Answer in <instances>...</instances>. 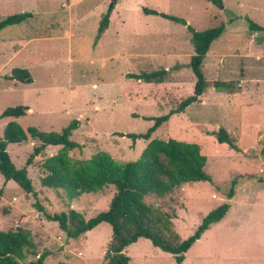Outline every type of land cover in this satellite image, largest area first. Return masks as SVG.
I'll use <instances>...</instances> for the list:
<instances>
[{
  "label": "rangeland",
  "instance_id": "374dc122",
  "mask_svg": "<svg viewBox=\"0 0 264 264\" xmlns=\"http://www.w3.org/2000/svg\"><path fill=\"white\" fill-rule=\"evenodd\" d=\"M68 2L0 0V20L25 11L33 14L0 30V114L9 106L30 108L21 117H0V136L9 121L23 129L59 132L77 119L71 139L79 146L68 151L72 158L87 159L103 151L119 162L138 159L147 140L133 141L120 133L145 132L153 124L150 118L166 114L192 93L195 81L185 25L146 15L142 8L181 17L196 30L223 24V33L201 65L204 101L171 115L151 135L198 144L211 181L182 184L145 201L168 214L179 240L191 235L209 211L229 202L223 218L202 233L181 264H264V32L250 31L247 22L249 18L264 27V0H223L221 6L211 0H119V9H114L97 42L98 21L109 2L80 0L73 7ZM14 68L28 69L33 81L7 79ZM159 68L167 69L161 83L126 76ZM216 81L226 82V89L216 90ZM220 127L238 150L208 134ZM32 148L29 138L8 144L7 151L20 168ZM60 148L48 145L27 166L36 196L0 175V230H29L36 252H48L45 264H104L109 224L102 222L72 239L46 218L69 208L92 217L108 208L114 193L108 186L69 200L64 191L43 186L42 162ZM232 181L234 195L228 199ZM124 252L129 264H177L172 254L146 238Z\"/></svg>",
  "mask_w": 264,
  "mask_h": 264
},
{
  "label": "trees",
  "instance_id": "16d2710c",
  "mask_svg": "<svg viewBox=\"0 0 264 264\" xmlns=\"http://www.w3.org/2000/svg\"><path fill=\"white\" fill-rule=\"evenodd\" d=\"M211 2L222 5V0H211ZM117 3L118 0H110L109 7L98 22L94 42H97L108 28L111 12ZM142 10L145 14L157 15L185 25L193 50L189 66L195 81L192 93L180 100L177 106L170 107L166 114L150 118L153 124L145 132L120 133L121 136H127L133 141L148 140L140 157L136 160L119 162L108 153L100 151L87 159L72 158L68 151L79 146L71 139L73 132L79 126L77 119H72L59 132L40 131L34 126L23 129L19 123L9 121L4 127L3 135L0 136V175L4 182L12 180L25 193L36 196L27 166L32 164L35 157L43 155L48 145L60 146L55 154L45 157L42 162L43 186L64 191L69 200L76 199L83 193L100 192L108 186L114 188V193L108 208L92 217L85 218L81 212L69 208L67 211L46 214L49 221L56 222L65 235L72 239L80 237L102 222L109 224L111 241L105 254L104 264H129L130 257L124 250L139 238L149 239L154 246L172 254L177 264H181L186 251L210 225L223 218L230 204L223 202L209 211L191 235L179 240L178 235L171 230L168 214L154 209L145 198L151 194L161 197L179 185L211 181V177L205 172V157L201 154L198 144L172 138L155 139L151 138V135L171 115L181 113L186 107L199 101L206 88L201 65L212 42L223 33L224 25L196 30L181 17L145 7ZM31 15L30 12L7 15L0 20V30L6 26L20 24ZM247 22L250 31L264 32V27L251 19L247 18ZM166 75L165 68L126 74L127 78L148 83H161ZM7 78L21 83L32 82V76L26 68L12 69ZM226 85L224 81L214 82L215 89L219 91H224ZM27 110L26 105L9 106L2 111L0 117H20L25 115ZM208 134L214 135L218 143L239 149L223 127ZM29 138L33 141L32 152L24 166L18 168L10 158L7 145L20 143ZM262 157L264 159V144ZM230 185L226 194L228 199L234 195V181ZM38 207L41 210V207ZM30 255L34 258L27 259ZM47 255V251L36 252L29 230L24 228L0 230V264H45Z\"/></svg>",
  "mask_w": 264,
  "mask_h": 264
},
{
  "label": "crops",
  "instance_id": "0c3cea01",
  "mask_svg": "<svg viewBox=\"0 0 264 264\" xmlns=\"http://www.w3.org/2000/svg\"><path fill=\"white\" fill-rule=\"evenodd\" d=\"M69 2H68V6H74L75 4H79L78 2H80V0H68ZM106 2H109L110 3V0H106ZM222 2H223V0H222ZM108 3V4H109ZM120 3H119V0H118V3H117V5H116V7L114 8L115 10L116 9H119V5ZM109 7V5L107 6V8ZM144 8V7H143ZM142 8V9H143ZM145 8H149V7H145ZM114 9L112 10V12H111V15H110V18L112 17V14H113V12H114ZM150 9H153V8H150ZM107 10V9H106ZM154 10H156V9H154ZM143 11V10H142ZM158 11V10H157ZM26 12V11H25ZM159 12H162V11H159ZM31 13V12H30ZM105 13V12H104ZM103 13V14H104ZM144 13V12H143ZM165 13V12H164ZM32 14V13H31ZM102 14V15H103ZM145 14V13H144ZM146 15H152V14H146ZM33 16V14L31 15V17ZM157 16V15H156ZM31 17H29V18H31ZM160 17V16H159ZM28 18V19H29ZM165 19V18H164ZM100 20V19H99ZM99 22V21H98ZM110 22V21H109ZM109 26V25H108ZM98 27V26H97ZM107 30V29H106ZM106 30L104 31V33L103 34H105L106 33ZM103 34L101 35V37L103 36ZM101 37L99 38V40H101ZM100 42V41H99ZM8 79V78H7ZM10 80V79H9ZM12 81H14V80H12ZM32 81H33V79H32ZM15 82H17V81H15ZM27 84V83H26ZM204 93V92H203ZM202 93V94H203ZM214 94H215V92H214ZM201 99H204V97L201 95L200 96V98H199V101L198 102H195V103H200V102H203L204 100H201ZM193 104V103H192ZM187 108V107H186ZM30 111V108L28 107V110H27V112H29ZM26 112V113H27ZM24 116V115H23ZM21 117V116H20ZM154 133V132H153ZM28 140V139H27ZM24 142V141H23ZM147 142H148V140H147ZM147 142H146V144H147ZM21 143V142H20ZM9 144H11V143H9ZM8 146V145H7ZM46 149V148H45ZM45 151H47V149L45 150ZM52 155V154H51ZM50 156V155H49ZM9 181H11V180H9ZM9 181H7V182H9Z\"/></svg>",
  "mask_w": 264,
  "mask_h": 264
}]
</instances>
